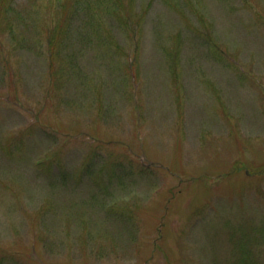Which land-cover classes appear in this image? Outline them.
Wrapping results in <instances>:
<instances>
[{
  "label": "rangeland",
  "instance_id": "rangeland-1",
  "mask_svg": "<svg viewBox=\"0 0 264 264\" xmlns=\"http://www.w3.org/2000/svg\"><path fill=\"white\" fill-rule=\"evenodd\" d=\"M114 1L0 14V264H264V0Z\"/></svg>",
  "mask_w": 264,
  "mask_h": 264
},
{
  "label": "trees",
  "instance_id": "trees-1",
  "mask_svg": "<svg viewBox=\"0 0 264 264\" xmlns=\"http://www.w3.org/2000/svg\"><path fill=\"white\" fill-rule=\"evenodd\" d=\"M116 1H114V2H116ZM14 3H15V0H0V14H2L3 16L6 17V15H8V12H11V13L14 12V8L12 7V6H14ZM117 5L120 6L118 1H117ZM110 7H114V6L110 5ZM74 11L75 10L73 9L72 13H74ZM17 17H19L18 14H17ZM57 27L59 29L58 33H60V31L62 30L61 25H58ZM55 31H57V29H55ZM10 33L12 34V32H10ZM55 37H56V35H53L52 38H49L50 39L49 43L52 44ZM245 264H248V262L246 261Z\"/></svg>",
  "mask_w": 264,
  "mask_h": 264
}]
</instances>
